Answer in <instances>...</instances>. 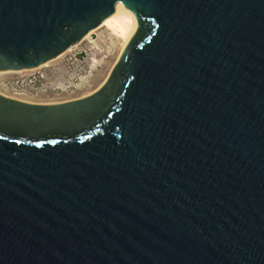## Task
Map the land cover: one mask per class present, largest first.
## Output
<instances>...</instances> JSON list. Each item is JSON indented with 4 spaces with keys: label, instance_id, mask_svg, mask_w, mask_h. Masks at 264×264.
<instances>
[{
    "label": "water",
    "instance_id": "obj_1",
    "mask_svg": "<svg viewBox=\"0 0 264 264\" xmlns=\"http://www.w3.org/2000/svg\"><path fill=\"white\" fill-rule=\"evenodd\" d=\"M128 8L92 92H0V264H264V0H0V71Z\"/></svg>",
    "mask_w": 264,
    "mask_h": 264
},
{
    "label": "rangeland",
    "instance_id": "obj_2",
    "mask_svg": "<svg viewBox=\"0 0 264 264\" xmlns=\"http://www.w3.org/2000/svg\"><path fill=\"white\" fill-rule=\"evenodd\" d=\"M102 24L89 32L90 38L85 36L48 64L55 73L37 90V94L12 97L35 102H56L80 97L96 89L116 61L120 46L119 40L109 34L110 28ZM12 74H2L0 79Z\"/></svg>",
    "mask_w": 264,
    "mask_h": 264
},
{
    "label": "built area",
    "instance_id": "obj_3",
    "mask_svg": "<svg viewBox=\"0 0 264 264\" xmlns=\"http://www.w3.org/2000/svg\"><path fill=\"white\" fill-rule=\"evenodd\" d=\"M24 70V69H23ZM0 79V92L10 96L37 94V90L46 84L55 73L48 65L37 66Z\"/></svg>",
    "mask_w": 264,
    "mask_h": 264
},
{
    "label": "bare ground",
    "instance_id": "obj_4",
    "mask_svg": "<svg viewBox=\"0 0 264 264\" xmlns=\"http://www.w3.org/2000/svg\"><path fill=\"white\" fill-rule=\"evenodd\" d=\"M103 22H102L103 24L102 23H100V24L107 25L110 28L109 34H111V36L113 38H116L120 42V46H119L118 52H117V56H119L120 52L123 50V48L125 47L126 43L129 41V39L133 36V34H135V32L137 30H139L141 28L142 16H141L140 12L138 10H136L135 8H128V9L124 10L123 12H121L115 16H112ZM89 32L86 35H84L81 39H83L85 36H86L85 38H90ZM69 50H71V48ZM56 58L57 57L52 58L48 61H45L44 63H42L39 66L48 65L51 61L55 60ZM24 70H30V69H24ZM24 70H2V71H0V75L10 73V72H19V71L21 72Z\"/></svg>",
    "mask_w": 264,
    "mask_h": 264
}]
</instances>
